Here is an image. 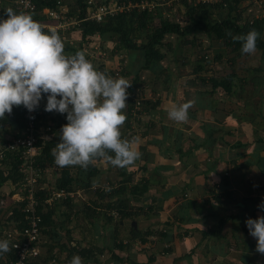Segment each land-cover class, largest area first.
I'll return each mask as SVG.
<instances>
[{
    "label": "crops",
    "instance_id": "crops-1",
    "mask_svg": "<svg viewBox=\"0 0 264 264\" xmlns=\"http://www.w3.org/2000/svg\"><path fill=\"white\" fill-rule=\"evenodd\" d=\"M64 1L60 4L69 14L70 7ZM263 14L261 11L258 17ZM71 25L72 43L61 36L68 49L65 54L74 55L80 48L89 59L77 24ZM189 36L180 39L175 34L165 35L163 43L170 49H162L163 59L149 70L142 69L139 53L120 51L127 56L129 71L133 72L132 87L143 104L136 116L141 129L134 130L130 117L121 134L122 139L139 138L141 156L128 166L130 171L118 167V177L113 175L118 180L106 179V183L110 186L113 182L117 188L129 177L128 189L145 185L148 190L130 201L131 216L120 221V227L96 222L94 228L99 230L82 236L80 248L94 245L102 250L84 264H114L112 253L123 259L116 264H149V258H153L151 264H264V254L256 251L257 241L245 223L264 215L258 207L264 204V56L256 49L232 63L221 42L200 33ZM100 39L93 37L90 47L97 49L103 41ZM96 40L98 45L94 46ZM218 51L223 56L215 60ZM202 58L208 63L198 70L197 61ZM230 73H235L230 93L213 88L208 81L211 76ZM43 100L41 110L46 106ZM193 100L186 122L168 118L173 105ZM54 113L43 120L41 115V129L52 122V117L57 121L55 114L61 116ZM59 128L53 131L55 135H61L62 126ZM16 133L8 122L0 123V142L3 137L9 143ZM104 171L99 169V174ZM131 202L139 208L132 207ZM128 226L143 235L145 242L131 233L128 237ZM118 234L128 237L127 242L117 239ZM120 242L123 248H118Z\"/></svg>",
    "mask_w": 264,
    "mask_h": 264
},
{
    "label": "clouds",
    "instance_id": "clouds-1",
    "mask_svg": "<svg viewBox=\"0 0 264 264\" xmlns=\"http://www.w3.org/2000/svg\"><path fill=\"white\" fill-rule=\"evenodd\" d=\"M259 38L255 29L233 36L245 55L255 53ZM131 86L123 77L112 78L97 70L81 51L66 55L59 34L46 32L31 14L8 8L0 17V119L11 115L14 107L23 106L32 113L46 97L44 111L66 114L67 123L52 150L58 166L87 169L103 160L123 168L140 158L139 138L122 139L120 131L127 120L124 109ZM194 103L173 105L168 118L186 122ZM258 207L264 211V204ZM245 223L257 241L256 251L264 254V215ZM9 251L10 241L0 240V255ZM69 264L84 262L76 255Z\"/></svg>",
    "mask_w": 264,
    "mask_h": 264
},
{
    "label": "trees",
    "instance_id": "trees-1",
    "mask_svg": "<svg viewBox=\"0 0 264 264\" xmlns=\"http://www.w3.org/2000/svg\"><path fill=\"white\" fill-rule=\"evenodd\" d=\"M60 0H34L36 5V13L33 15V19L38 21L41 24H53V21L49 20L44 14H42V10L44 8H56L57 2ZM111 0H105L104 3L106 5L115 4L116 6L120 5H128L129 3L132 5H136L131 8H124L122 11H118L115 14L105 16L102 21L95 22L93 20H85L86 17V4L85 0H77V4L79 6L78 14L73 18L77 21V33L79 34L81 40L92 39L93 36L98 35L102 40H111L116 39L117 45L115 51L124 50L126 52L134 53L137 52L140 54L143 65L142 69H152L157 63H159L164 54L162 49L167 48L170 49L168 45L163 43V39L165 35L175 34L180 39L185 38L191 34H204L208 38L213 39L217 42H221L225 48V53L227 52L230 57V61L234 63L236 58L245 56L241 52V42L234 41L233 36H239L247 34L249 31L255 29L260 33V38L257 40L256 49L261 52L264 56V39L262 37L264 30V17H254L250 20H244L240 14L239 6L242 0H224L222 3L215 4H203V3H195L190 0H172L176 1L179 7L185 9V22L180 23L178 21L171 20L168 16H163L162 4L160 0H115L114 2H110ZM117 1V2H116ZM264 3V0H259ZM146 3L147 5L144 8H140L138 5ZM255 4V3H254ZM149 5L151 7L149 8ZM12 9L18 14V12L13 8ZM183 13V14H184ZM0 17H4V12H0ZM6 18V17H5ZM44 30L46 32H51L48 29ZM228 33H231L230 36ZM191 45H194V41H191ZM69 48V46H68ZM68 50L67 47H64V51ZM81 51L80 48L76 49L74 53ZM223 56V53L218 51L216 52L214 59L220 60ZM208 61L205 58L197 61L198 70H202L204 68V64H207ZM103 72V71H101ZM105 73V72H104ZM106 74V73H105ZM110 74H114V71L108 73L106 75L112 76ZM235 77V73L227 74L223 77H215L211 76L209 78V83L213 88L220 87L225 92L230 93L232 89V82ZM202 81H205L204 78H201ZM132 88V86H131ZM40 104L39 108L35 111L36 119H39L42 115L46 117L49 113L42 109ZM130 109L132 107H128L126 116V127L130 120ZM42 112V113H41ZM140 112V111H139ZM138 112V113H139ZM56 113V112H55ZM54 113V114H55ZM61 115V114H60ZM57 121H54L52 117V122L45 123V127H50L49 131H45V137H41L38 141V145L40 147V152L35 158V164L41 169L44 170L46 166H54L56 163L54 162V157L52 155V150L56 147V144L59 143L58 135H55L54 130L59 131L58 128L65 125L66 114L57 117L55 114ZM10 119V120H9ZM8 122L10 125L15 127L17 133L15 137H18L22 130L25 128L26 119L24 117V111L22 106L14 107L12 114L8 115V118L0 119V123ZM46 122L45 120L42 121ZM40 127V122L38 123ZM44 127V128H45ZM19 133V134H18ZM49 135V136H48ZM7 144L5 145V156L1 163L6 165V169L8 172L7 176L2 175V171L0 170V184H2L7 179H12L15 181L18 178L22 179V174L18 171V165L22 162L19 159V155L21 153L20 148H16L14 150H8ZM101 160H97L99 162ZM95 163V162H94ZM94 163L89 165L87 169L79 167V175L76 176L70 173L71 169L69 167H61L62 168V176L61 179L57 183L56 190H65L66 192L76 191L80 189H90L93 185V178L98 174V169L94 166ZM18 175V177H17ZM127 177V176H126ZM18 179V180H19ZM129 177L125 178L120 182V185L117 188H114L113 182L109 187L105 189L94 188V192L97 194V198L99 200L107 199L106 203H93L91 208L82 207L81 212H85L87 219H91L92 226H95L94 218H97L96 208L104 207L109 212L114 211L118 215V220L116 221L117 227L119 226V222L131 216V209L129 208V204L131 200L136 201L138 196H141L145 192H147V186H143L142 188H138L137 185L128 189L127 184L129 183ZM40 184V178H39ZM19 185V184H18ZM17 185V186H18ZM16 186V188H17ZM40 187V186H39ZM12 191V196L15 193H18L16 190ZM49 195V191L39 190L37 192V196L39 197L40 205L37 207V214L41 217V222L39 223L41 232L48 237L49 240L55 241L57 238V233L55 232V228L57 227V223L54 222L55 215V206H53L56 202L44 204V200ZM4 197V196H3ZM1 198V196H0ZM22 202H14L11 203L10 198L6 199L5 197V208L0 209V215H5L6 219L3 221L4 223H0L5 225V228L11 226H16L17 228L23 229L24 222V214L21 213ZM91 211L92 213H88ZM136 214V212H132V214ZM67 218V216H65ZM111 218H107V223H110ZM2 222V219L0 220ZM41 233V234H42ZM130 233L133 238L139 237L140 242H145L144 236L140 235L138 231L134 228H130ZM54 239V240H53ZM55 243V242H54ZM54 246V245H51ZM61 248H65V245H60ZM123 248V243L120 242L118 248ZM11 248V247H10ZM68 250V258H70L71 254L77 253L83 259V262L89 261L91 257H96L95 254H100L102 250L97 247H93L89 245V247L84 249ZM49 256H52V247H49L48 250ZM53 257V256H52ZM50 260L51 258L48 257ZM13 250L8 253L0 255V264H6L9 260H13ZM47 260V261H48ZM111 260L116 264L117 262L122 261L123 259H119L115 253H112ZM96 261V260H95ZM153 258H149L147 263L151 264ZM41 262H43V256L41 257Z\"/></svg>",
    "mask_w": 264,
    "mask_h": 264
},
{
    "label": "rangeland",
    "instance_id": "rangeland-1",
    "mask_svg": "<svg viewBox=\"0 0 264 264\" xmlns=\"http://www.w3.org/2000/svg\"><path fill=\"white\" fill-rule=\"evenodd\" d=\"M97 2H101L103 0H96ZM105 1V0H104ZM115 0H111L110 2H114ZM162 4V11H163V16L165 17H169L171 20L174 21H178L180 23L185 22V9H183L182 7H179V5H177L176 1H172V0H160ZM65 3H67L70 7V11L68 12L69 14H67V17L70 19H73L77 14H78V10H79V6L76 3V0H65ZM255 3V4H254ZM112 6V3L110 4ZM259 5V0H242L240 6H239V10L241 11L240 14L243 17L244 20H250L254 17H257L260 15L261 11H264V4L262 2L261 7L262 8H258ZM13 6V0H4L3 2V12H5L6 9L8 8H12ZM184 13V14H183ZM263 13V12H262ZM70 19V20H71ZM74 32V29L72 27V25L66 26L65 29H63L61 32H59V36L61 37L62 35H64V39H66L65 41L68 42L70 41L72 43V39L74 38V34H72ZM67 33V34H66ZM93 37H98V35H95ZM92 37V39H93ZM191 37V36H188ZM91 38L88 39V41L90 42V44L94 41ZM199 39V38H198ZM101 40V39H100ZM64 43V40H62ZM99 41V40H98ZM98 41L96 40V43L94 44V46L98 45ZM102 41V40H101ZM68 42V43H70ZM84 43V40H83ZM89 46L86 49V54L89 55V59L93 65L96 67L97 70L99 71H103L106 74L111 73V71H119V77H123L125 79H127V81L129 82V84H133V72L130 73L131 68H130V63H128V61H126L127 56H125L124 52H120V51H115L116 45H117V41L116 39H111V40H103L102 44H99L97 47V49H93ZM196 46V44L194 45ZM193 50V48H191V51ZM82 51V50H81ZM184 52H187L186 49L184 50ZM193 54V53H191ZM193 56V55H192ZM130 70V71H129ZM112 75V74H110ZM113 78V75L111 76ZM116 77V78H119ZM134 85V84H133ZM135 89L132 87L127 89L128 92V99L126 101L127 103V108L124 109V113H127L128 107H132V109H130V117H132V127L134 128V130L136 129H141V127H138L136 125L137 123V119L138 117H136L139 113V111L141 110L142 107V100L139 97H136L135 93H134ZM251 97L255 100L258 99L257 96L253 95V93H250ZM139 102L140 106H139V110H135L134 109V105L135 102ZM252 105H256V104H252ZM142 114H140L139 119L141 117ZM126 124V122H125ZM125 124L121 127L120 131L121 133L125 131L126 127ZM137 127V128H136ZM15 131V130H14ZM13 131V134H15V132ZM140 131H137V134ZM49 136V135H48ZM41 137H45L44 134H40V138ZM39 138V139H40ZM41 140V139H40ZM8 141H3V137H2V142H0V151L4 149V146L6 145ZM3 160V158L0 159V170L2 171V175L5 177L8 175L7 169H6V165L4 166L3 163H1ZM21 164V163H20ZM20 164L18 165V171H19V167ZM94 166L98 169V174L93 178V185L91 186L90 189H74L76 191H71L73 192V196L72 198L64 201V202H56L53 206H55L54 210H55V215H54V222L57 223V227L55 228V232L57 233L56 236V240L52 241L49 240L47 236H45L42 232V236H43V263L46 264L47 260L49 259L48 257H55L56 259V263L55 264H68L67 262H65L66 260H68L69 262L71 261V259L73 258V256L78 255L77 253H73L71 254L70 258H68V250L70 251L71 249H77L75 247H78V249H84V248H80V244L82 243L81 238L82 236H84L85 234H88V236H90L92 234V231H98L99 229H95L94 226H92V221L91 219H87L85 216H87L85 214V212H81L82 207H89L91 208L93 206V203H106L107 199H102L99 200L97 198V194L94 192V188H101L105 189L107 187H109V183H106V179L107 180H111V181H117L118 179L113 178L114 176L118 177V172L116 173V170L118 167H112V168H108L111 167L110 164H108L106 161H99V162H95ZM80 166H69V168L71 169L70 173L72 175H79V172L76 170H79ZM105 169L104 173L101 175L99 174V169ZM125 170L130 171L128 168L131 167H123ZM123 169V170H124ZM19 173H21L22 179L24 177V173L22 171H19ZM40 175V184L39 186L43 189V190H55V188L57 187V183L58 181L61 179L62 176V168L60 166H58L57 164H55L54 166H46L44 168V170H42L41 173H39ZM101 175V176H100ZM18 177V175H17ZM104 177V178H103ZM19 179V178H18ZM13 181L12 179H7L5 180L2 184H0V191H2V195L6 197V199H8V197H12L11 192L15 190L16 186L20 183V179L19 180ZM87 203V205H86ZM46 205V203H44ZM132 207L135 208H139L138 205H135V203L131 202ZM50 205L51 204H47ZM52 207V206H51ZM100 210L98 211L96 209V212L98 214L95 213L97 218H94V223L98 222V225H105L107 223V218H111V222L113 225V228L115 227L116 229L118 228L116 225V221L118 220V215L115 216H108V211H106L107 209L104 207H99ZM98 208V209H99ZM133 209V208H132ZM81 213V214H80ZM89 214L92 213L91 211L88 212ZM67 216V218L65 217ZM6 216L1 214L0 219H2V221H4L6 218ZM86 220H85V219ZM114 228V229H115ZM128 231V237H130V228L129 226L127 227ZM127 238L120 236L118 234L117 239L122 240L125 238V242H127ZM54 240V239H53ZM115 241V238H113V242ZM55 242V243H54ZM65 245V248H61L60 245ZM54 245V246H51ZM82 245V244H81ZM93 247H96L94 245H92ZM49 247H52V256H49L48 250ZM138 247V246H136ZM109 253H106V256H108Z\"/></svg>",
    "mask_w": 264,
    "mask_h": 264
},
{
    "label": "built area",
    "instance_id": "built-area-1",
    "mask_svg": "<svg viewBox=\"0 0 264 264\" xmlns=\"http://www.w3.org/2000/svg\"><path fill=\"white\" fill-rule=\"evenodd\" d=\"M195 3L203 4H215L222 3L224 0H190ZM3 2L0 0V12L3 11ZM86 4V17L85 20H93L95 22H100L107 15L115 14L118 11H122L124 8L128 9L136 5H120L115 4L106 5L104 0L97 2L96 0H85ZM262 2L259 1V7H261ZM147 4L142 3L138 5L140 8H144ZM151 5H149V8ZM13 8L19 13H28L32 17L36 13V5L34 0H13ZM49 20L53 21V24H42L45 29L56 32L57 30L65 29L66 26L71 24L76 25L77 21L71 20L67 17V11L61 6L60 1L57 2L56 8H44L42 10ZM258 17V16H257ZM90 44L88 40L84 41V48ZM119 71H114L113 78L119 77ZM47 102L46 97L44 98ZM140 103L135 102L134 109L139 110ZM24 117L26 119L25 128L19 134L18 137L13 138L8 144V150H14L20 148L22 151L19 155V159L22 161L19 167V171L24 173L23 180L19 183L15 193L10 197L11 203L22 202L21 213L24 214L23 222L24 228L20 229L16 226H9L5 228L2 225L4 222H0V240H9L10 247L13 250L14 259L9 260L6 264H44L41 262V257L43 256V236L41 234V229L39 223L41 222V217L37 214V207L40 205L39 197L37 192L42 188L39 187V173L42 170L35 164V158L40 152V147L38 141L40 134L49 131L50 127L46 126L44 129L39 127V119L35 117V111L29 113L27 109L23 106ZM31 117H34L31 118ZM60 130V128H58ZM5 156V150L0 151V159ZM48 192V190H46ZM73 192H66L65 190H50L49 195L44 200V203H54V202H64L72 198ZM5 208V197L0 198V209ZM109 215L117 216L116 212L111 211ZM1 216V215H0ZM1 220V219H0ZM69 264V261L66 260ZM55 257H51L46 264H55Z\"/></svg>",
    "mask_w": 264,
    "mask_h": 264
},
{
    "label": "bare ground",
    "instance_id": "bare-ground-1",
    "mask_svg": "<svg viewBox=\"0 0 264 264\" xmlns=\"http://www.w3.org/2000/svg\"><path fill=\"white\" fill-rule=\"evenodd\" d=\"M117 2V1H116Z\"/></svg>",
    "mask_w": 264,
    "mask_h": 264
}]
</instances>
